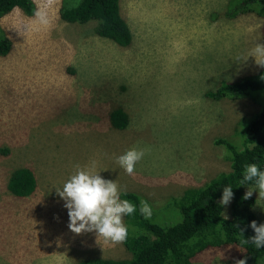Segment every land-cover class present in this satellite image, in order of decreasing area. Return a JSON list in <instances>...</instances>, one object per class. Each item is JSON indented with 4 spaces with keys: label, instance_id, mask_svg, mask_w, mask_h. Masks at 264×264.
Segmentation results:
<instances>
[{
    "label": "rangeland",
    "instance_id": "1",
    "mask_svg": "<svg viewBox=\"0 0 264 264\" xmlns=\"http://www.w3.org/2000/svg\"><path fill=\"white\" fill-rule=\"evenodd\" d=\"M228 1L121 0L132 31L127 47L98 35L95 21L64 20L63 0H55L50 30H37L34 15L20 8L0 19L13 41L0 56V264L129 258L124 243L105 245L95 232L68 228L57 188L77 166L116 181L121 194L139 193L152 206V220L172 224L181 220L175 201L188 188L230 168V152L216 140L233 139L239 119L260 106L248 97L215 100L205 92L260 68L249 53L262 43L264 18L230 17ZM116 108L129 114L125 129L112 126ZM132 148L148 151L130 176L116 159ZM22 166L33 170L37 187L17 198L7 182ZM249 189L264 224V199L255 185ZM230 207L224 206L227 216ZM239 258L237 246L222 245L192 262L237 264Z\"/></svg>",
    "mask_w": 264,
    "mask_h": 264
},
{
    "label": "trees",
    "instance_id": "2",
    "mask_svg": "<svg viewBox=\"0 0 264 264\" xmlns=\"http://www.w3.org/2000/svg\"><path fill=\"white\" fill-rule=\"evenodd\" d=\"M120 1L63 0L61 17L81 24L95 21L98 35L127 47L132 42V31L121 13ZM227 4L225 14L230 17L253 13L264 18V0H229ZM36 7L34 0H0V19L15 8L34 15ZM12 47V39L0 24V56L8 55ZM205 95L215 100L248 97L260 106L254 113L239 119L233 139L222 137L216 140L217 144L225 145L229 150V155L225 150V158L229 160L230 168L217 172L201 186L188 188L175 201L181 220L173 224L145 219L139 212L142 200L139 193L123 192L121 198L129 200L137 208L125 219L128 238L124 245L131 253L129 258L91 256L75 264H193L192 258L197 253L222 245L237 246L240 249L239 260H246V264H264V248L245 242L255 235L251 222L255 220L258 225L263 224L252 210L254 197L243 199L245 188L255 183L240 184L245 165L256 163L264 171V68L235 80L222 79ZM110 119L117 129L127 128L130 122L129 114L122 108L112 110ZM227 186H231L234 193L230 216L225 215L224 205L220 203L223 189ZM36 187V176L27 166L14 169L7 182L8 190L17 198L30 196ZM241 229H244L243 234Z\"/></svg>",
    "mask_w": 264,
    "mask_h": 264
},
{
    "label": "clouds",
    "instance_id": "3",
    "mask_svg": "<svg viewBox=\"0 0 264 264\" xmlns=\"http://www.w3.org/2000/svg\"><path fill=\"white\" fill-rule=\"evenodd\" d=\"M55 0H41L34 12L37 30H50L55 23ZM24 34L23 32L21 33ZM255 58V63L264 68V43H257L249 53ZM147 149L132 148L117 157L116 162L132 176L135 174L136 165L142 161ZM254 182L255 189L259 192V199H264V171L256 163L244 167L241 185ZM231 186L224 187L221 205L227 206L234 197ZM255 190V191H256ZM254 190L249 189L243 199L251 198ZM57 194L65 201L68 210V228L75 234L92 233L97 235L98 242L103 240L105 245H119L126 242L128 228L124 217L133 215L136 205L127 199L121 198V190L116 181L104 179L98 172L77 166V170L63 184L57 188ZM139 212L145 219H150L153 214L152 206L147 200H141ZM250 227L255 235L247 239L257 248H264V224H257L253 220ZM244 229L240 233L243 234ZM237 264H246V260H239Z\"/></svg>",
    "mask_w": 264,
    "mask_h": 264
}]
</instances>
